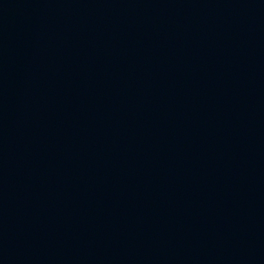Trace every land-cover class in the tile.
<instances>
[{
  "label": "water",
  "instance_id": "water-1",
  "mask_svg": "<svg viewBox=\"0 0 264 264\" xmlns=\"http://www.w3.org/2000/svg\"><path fill=\"white\" fill-rule=\"evenodd\" d=\"M0 264H264V0H0Z\"/></svg>",
  "mask_w": 264,
  "mask_h": 264
}]
</instances>
